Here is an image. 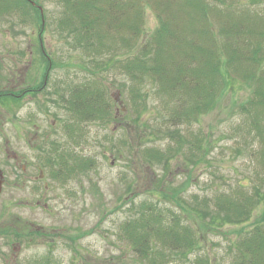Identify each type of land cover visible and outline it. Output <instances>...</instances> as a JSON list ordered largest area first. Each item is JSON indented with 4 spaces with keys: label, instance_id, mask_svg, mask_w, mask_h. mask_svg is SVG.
Wrapping results in <instances>:
<instances>
[{
    "label": "trees",
    "instance_id": "1",
    "mask_svg": "<svg viewBox=\"0 0 264 264\" xmlns=\"http://www.w3.org/2000/svg\"><path fill=\"white\" fill-rule=\"evenodd\" d=\"M57 1L63 4L58 30L64 33L62 36H70L72 49L87 58L83 60L86 77L93 78L65 87L57 84L51 93L54 105L67 114L62 134L71 144L79 143L83 126L117 119L112 115L113 101L107 87L96 79L111 71L127 80L122 86L128 87L132 122L140 135H146L141 119L148 112L149 99L160 98L157 108L165 110L167 125L160 137L171 139L174 145L145 148L141 157L148 166H163L164 173L169 172L168 163L180 155L187 166L206 161V134L197 129L189 140L191 135H182V127H190L211 113L228 92H246V98L234 106L247 134L238 139L234 127L238 142L234 151L239 155L245 150L250 162L258 164L259 172L249 179L261 185L248 192L244 183L237 184L235 190L227 189L213 200L202 199L191 212L184 208L179 188L169 194L172 205L133 202L127 209L132 215L116 232L118 241L126 244L132 255V264H199L203 258L196 256L193 260L191 254L201 249L200 230H219L247 221L252 225L239 229L231 243L229 264H264V8L259 7L264 0ZM39 7V0H0V20L15 13L37 23L36 51L44 63L41 79L32 89L16 94L0 89L3 105L14 104L18 93L37 94L48 85L54 63L43 46ZM148 7L155 10L158 26L142 41ZM152 133L156 132L149 129L148 135ZM182 137L188 141L184 143ZM44 155L51 177L59 182L68 181L93 163L81 159L63 143H53ZM157 179L160 182V177ZM211 201L213 207L209 206ZM259 206L261 211L254 219L253 212ZM122 254L124 257L125 252H119L118 262ZM204 264H209L206 257Z\"/></svg>",
    "mask_w": 264,
    "mask_h": 264
},
{
    "label": "rangeland",
    "instance_id": "2",
    "mask_svg": "<svg viewBox=\"0 0 264 264\" xmlns=\"http://www.w3.org/2000/svg\"><path fill=\"white\" fill-rule=\"evenodd\" d=\"M39 3L44 15L42 42L54 65L48 85L39 94L16 99L15 104L0 102V170L5 174L0 193V264H132V255L126 244L118 241L116 232L132 215L127 209L133 202L168 205L170 192L179 188L182 204L191 212V207L197 209L202 199L213 200L227 189L235 190L237 184L244 183L248 192L261 185L258 180L249 179L259 172L258 164L250 162L245 150L239 155L234 151L238 143L234 127L238 139L247 134L234 106L246 98L242 89L228 92L211 113L190 127H182V135H191L189 140H193L192 131L197 129L208 138L206 161L195 165L182 163L180 155L168 163L169 172L164 173L163 166H148L143 161V149L174 145L171 139L160 137L167 127L165 110L160 112L157 108L159 97L154 101L150 98L148 112L141 119L146 135H140L132 122L128 87L122 86L127 80L114 71L96 79L107 87L113 101L112 115L117 119L83 126L81 132L77 130L81 134L77 145L66 141L62 124L67 114L54 105L53 88L93 78L86 77L83 60L87 58L72 49L70 36H62L64 33L58 30L61 1ZM143 26L142 41L158 26L151 7L146 9ZM38 29L33 19L15 13L0 20V89L17 90L40 81L44 63L36 51ZM147 85L150 89V82ZM149 129L156 133L148 135ZM182 140L188 141L184 137ZM52 142L65 144L81 159L92 160V165L66 182L52 179L49 166L44 163V153L52 148ZM13 153L18 155L16 161ZM24 169V175L20 174ZM209 206L213 207L212 201ZM260 211L259 206L252 217L257 219ZM251 225L247 221L219 230H200L202 246L198 253L191 254V259L199 256L203 258L199 264H204L205 257L209 264H229V248L238 230ZM119 252H125L124 257L120 255L121 262Z\"/></svg>",
    "mask_w": 264,
    "mask_h": 264
},
{
    "label": "flooded vegetation",
    "instance_id": "3",
    "mask_svg": "<svg viewBox=\"0 0 264 264\" xmlns=\"http://www.w3.org/2000/svg\"><path fill=\"white\" fill-rule=\"evenodd\" d=\"M32 85H29V86H26L25 88H19V89H17V90H9V91H11L12 93H15V92H19L20 90H24V89H32V87H31ZM40 93V92H39ZM39 93H37V94H39ZM16 94V93H15ZM37 94H32V93H28V94H26V95H24V96H27V95H29V96H35V95H37ZM18 95V98L17 99H22L24 96H21L20 95V93H18L17 94ZM42 152V151H41ZM13 160L14 161H16L17 160V157H18V155H16L15 153H13ZM45 160V159H44ZM44 163H45V161H44ZM24 173H25V169L22 171V172H20V174H23L24 175ZM42 176V171L40 170V172H39V178ZM38 178V179H39ZM53 179V178H52ZM0 182H1V184H0V193H1V190H2V186H3V184L5 183V174H3V172L0 170ZM36 232H38L37 230H36Z\"/></svg>",
    "mask_w": 264,
    "mask_h": 264
},
{
    "label": "water",
    "instance_id": "4",
    "mask_svg": "<svg viewBox=\"0 0 264 264\" xmlns=\"http://www.w3.org/2000/svg\"><path fill=\"white\" fill-rule=\"evenodd\" d=\"M40 12H41V14H42V10H41V8H40ZM0 184H1V182H0Z\"/></svg>",
    "mask_w": 264,
    "mask_h": 264
}]
</instances>
